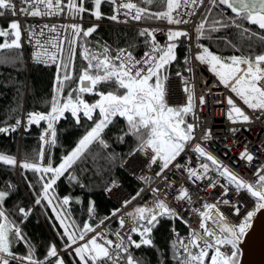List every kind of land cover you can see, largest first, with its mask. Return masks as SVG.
Returning a JSON list of instances; mask_svg holds the SVG:
<instances>
[{
	"label": "snow or ice",
	"instance_id": "obj_1",
	"mask_svg": "<svg viewBox=\"0 0 264 264\" xmlns=\"http://www.w3.org/2000/svg\"><path fill=\"white\" fill-rule=\"evenodd\" d=\"M24 7L17 9L15 0H0V16H3V10L9 9L13 16L17 13L25 16L54 15L64 11L61 6L63 0H20ZM105 0H92L93 9L84 8V0H68L67 7L76 13L91 11L97 19H103L104 14L101 11L102 3ZM115 6L114 14L107 17L117 21L119 14L123 11L125 16H131L132 20L140 21L142 19H162L167 20L169 24L188 23L187 20L179 18L181 15H191V13H182V8L199 6L204 4V0H145L149 5L161 3L163 11L152 13L148 8L139 7L132 0L118 3L117 0H110ZM43 6L44 10H41ZM223 6L233 14L227 20L220 21L216 19L209 20V15L214 7ZM209 15H205L197 27V32L203 34L206 25L212 32L219 31L221 28L235 27L240 29V35H255L249 28H244L243 24L256 26L261 30L260 39L264 40V0H210V6L207 8ZM175 13V15H174ZM217 25L219 27H217ZM47 28L48 26L45 25ZM97 26L87 28L86 30L79 25H71L73 40L68 41L67 50L63 47V41L57 43L55 39L41 43L36 40L37 51L32 59L36 63L48 64L55 63L58 69L56 76V87L50 103V110L44 112H29L27 114V125L40 124L42 121L47 123L45 133L41 135L42 142L40 150L34 158H25L18 161L15 156L0 152V166L9 168L19 167L22 172L31 171L39 174L41 183V193L35 199V204L40 205L42 201H47L51 206L55 218L59 221L63 234L64 251L78 258L79 264H141V261L134 257L130 249L141 248L142 245L151 246L153 241L143 238L150 234L160 218H177L178 213L167 206L166 201L157 199L152 206H137L132 212L126 215L133 220L134 226L130 229L127 240L115 233L116 242L108 239L104 234L95 232V229L89 223H84L80 228L74 221H70L65 206L69 205L70 197H63L58 204L54 203L55 197L49 195L54 191L53 186L57 180L69 173L71 180H76L70 170L77 161L81 160L86 154V150L93 143H98L104 148L109 145L102 138V133L114 123L116 118L125 120L126 128L119 137L121 142L125 137H132L136 141V147L131 155L143 153L148 156L149 164H159L160 171L156 173L161 175L164 170L185 151L186 145L195 138L196 125L187 123L185 117L193 113L194 92L192 87L185 84L184 91L188 93L187 103L183 106H170L167 102V76L163 74L168 65L176 60L175 50L181 37H186L187 33L181 30L169 29L167 33L168 43L160 46L155 40L154 30H142L140 36L151 37L152 47L149 52L144 54V58L137 60L130 51L125 49L118 50L115 56L110 54V49L104 45L102 50L91 52L84 49L83 59L87 64L80 70L76 77L77 87L71 89L67 95H64L66 82L74 78L75 50L73 44L76 38L88 37L96 31ZM50 31L55 32L56 27L52 26ZM22 29L18 20H11L7 29H0V65L10 64L17 58L15 53L22 48L21 38ZM40 35H43L41 30ZM201 64L208 65V71L214 74L219 83L229 88L230 92L238 97L248 109L254 112L264 113V52L254 56H231L224 59L214 54L210 49L203 48V51L196 56ZM241 65H246L242 68ZM180 75V73H177ZM102 86H110V90L102 91ZM84 94H94L98 96L93 103L84 99ZM200 104L205 103L203 96L199 97ZM229 108L226 112L227 118L233 123L250 122L251 118L246 112L236 104L231 96L227 97ZM66 112L79 123L81 114L88 120H94V114L98 112L99 119L94 120V126L86 132L79 140L77 146L66 156H64L58 166H53L51 161L46 165L42 163L46 150L45 144H56V123L61 120ZM259 118V117H258ZM22 121L16 119L14 124L9 126H0V134L15 132ZM233 132L236 129H232ZM204 140L210 139V131L205 132ZM194 151L200 157H204L214 165V171L220 177L227 180V185L222 186L225 195L228 194L229 187H234L239 194L246 192L254 198L255 211L264 209V167L256 169L254 173L255 183L244 181L229 169L216 160L210 153H207L199 144ZM240 159L252 163L255 157L248 153L247 149L240 153ZM179 168L180 165L176 164ZM200 168L203 172L195 169H187L189 179L206 178L209 169L208 163H202ZM219 181H212L210 186L215 188ZM13 186L7 185L9 190H0V264H66L64 258L60 255L55 244H51L45 254L44 260L35 257L34 250L29 246V252L25 256H17L12 249L13 240L24 241L22 228L7 213L3 207L6 198L11 195L10 189ZM29 187H32L29 183ZM113 187H118L115 181L111 187L105 189L111 192ZM158 191V189L154 190ZM140 196L137 192L135 196L123 201L126 207L133 200ZM176 199L187 200L191 202L190 195L186 189H181ZM219 203V202H217ZM217 203H204L202 209H192L199 216L198 229H190V239L187 243L181 239L178 242L179 249L176 252L178 264H237V246L240 237L245 233L246 228L250 226V220L255 215V211L247 212L246 216L238 225H232L220 211ZM228 205L229 200L222 201ZM95 210V202H90L89 213ZM31 209L20 207L18 212L23 218H27ZM234 214L240 215L239 206L233 205ZM119 209L114 211V215ZM103 223V221H101ZM185 223H187L185 221ZM119 224L123 228L125 220L119 219ZM95 232L90 239H86L89 233ZM132 234H138L142 239L137 242L133 240ZM82 242V243H81ZM231 247L233 251L229 255L222 251L225 247ZM195 250V251H194ZM54 258V259H53Z\"/></svg>",
	"mask_w": 264,
	"mask_h": 264
},
{
	"label": "trees",
	"instance_id": "obj_2",
	"mask_svg": "<svg viewBox=\"0 0 264 264\" xmlns=\"http://www.w3.org/2000/svg\"><path fill=\"white\" fill-rule=\"evenodd\" d=\"M85 9H93L92 0H84ZM141 6L148 8L150 12L155 13L163 11L161 3L149 5L144 1ZM101 11L104 14L100 21L109 20L112 15V5L109 0L102 3ZM85 19H95L91 11H85L82 14ZM206 15H209L208 12ZM233 16L230 10L223 6L214 7L209 15V20L216 19L220 21L227 20ZM151 21H163L162 19H148ZM11 20L0 17V29H7ZM96 25V31L88 37L80 36L76 38V49L74 56L75 72L74 78L66 82L64 95L77 87L76 77L80 70L87 64L83 59L84 49L91 52L102 50L104 45L110 49V54L127 47L135 52H142L149 47V37L140 36L143 29L122 25H113L106 23L85 24L83 29ZM217 27H219L217 25ZM244 28H249L255 35H240V29L235 27L221 28L219 31L212 32L209 25H206L204 33H198V40L207 44L213 52L220 56L256 55L264 52V40L260 39L261 30L247 22L243 24ZM0 42H3L0 38ZM175 50L176 60L173 61L163 71L167 76L170 73H182L190 76V55L188 47L183 42L177 43ZM17 57L10 64L0 65V126H9L15 123L16 119L22 121L15 132L0 134V152L10 154L16 157L18 161L27 158H34L40 150V137L43 130L47 127L46 122L40 124L27 125V114L29 112H48L50 103L56 87L57 66H46L43 64H28L23 47L16 51ZM102 91L110 90V86H102ZM84 99L93 103L98 96L94 94H84ZM99 119L98 112L94 114V120ZM94 120H88L82 114L79 123L66 112L65 116L59 120L55 127L57 131L56 144H46L44 148L46 154L43 164L51 161L52 165L58 166L62 158L78 144L79 140L94 126ZM126 124L123 118H116L102 133V138L109 145L104 148L98 143H93L83 158L70 170V174L77 179L71 180L69 173L57 180L53 186L54 191L49 195L55 197L54 203L62 201L63 197H70L69 205L65 206L70 221H74L80 228L84 223H89L94 228L101 221L109 219L118 209L117 202L106 195L105 188L112 180L122 181L127 184L132 191H145L131 174L122 168V163L131 154L136 147V141L132 137H125L121 142L120 136L125 130ZM39 174L31 171L22 172L19 167L9 168L0 166V190H9L7 185L11 184V195L6 198L3 205L10 218L20 225L23 235L27 239L24 241L13 240L12 249L17 256H25L29 252V246L34 250L35 257L44 260L45 254L51 244H55L66 264H79L78 258L67 254L64 251L62 240L63 229L59 221L56 220L51 206L47 201H42L40 205L35 204V199L41 193V183ZM31 183L32 187H29ZM95 202V210L89 213L90 202ZM57 203V204H58ZM141 203L138 204L140 206ZM24 207L31 209L30 215L23 218L18 209ZM134 209L131 210V212ZM71 213V214H70ZM73 218V219H72ZM174 230H178L180 235L188 232L186 224L177 218L163 217L159 223L153 227L150 234L146 235L153 241L151 246L142 245L141 248H131V254L141 261V264H178L176 258ZM133 240L139 242L142 237L138 234H132ZM145 238V237H143ZM54 259V258H53ZM19 264V262H13Z\"/></svg>",
	"mask_w": 264,
	"mask_h": 264
},
{
	"label": "built area",
	"instance_id": "obj_3",
	"mask_svg": "<svg viewBox=\"0 0 264 264\" xmlns=\"http://www.w3.org/2000/svg\"><path fill=\"white\" fill-rule=\"evenodd\" d=\"M141 1L142 0H132V2L136 3L139 7ZM117 2H127V0H117ZM67 4L68 0H63L61 6L64 8V11L54 15L25 16L17 13L16 16H13L11 10H3L4 14L0 17L11 20L15 19L20 22L23 33L21 43L25 51L26 60L30 64L36 63L32 57L37 51V39H39L41 43L53 39H55L57 43L63 41V47L65 49L66 41L71 31V25L92 22L78 18L75 12L67 7ZM15 5L17 9L24 7L20 0H15ZM209 5L210 0H204L203 5L182 8L180 10L182 13L194 12V14L181 15L179 17L187 20L188 23L169 24L167 20L162 22H149L146 18L135 21L131 19L130 15L125 16L123 11L119 14L117 21L110 19L103 22L106 24L154 30L155 40L160 46H165L169 42L167 39L169 29L186 32L187 36L181 37L176 43L184 42L188 45L191 55L192 76L187 78L182 74L177 75V73L169 75L166 84V99L170 106L176 107L185 105L187 103L188 93L183 89L187 83L192 87L194 92L195 105L193 113L185 117L187 123L196 125L195 138L186 145L185 151L177 157L173 164L169 166V169L164 170L161 175L157 176L156 173L160 171L159 164H149L148 156L143 153H137L136 155L130 154L122 164V167L128 173L132 174L138 184L145 188L144 193L125 207L123 201L135 196L132 189L124 182L117 180L110 181L106 186V188L111 187L113 181L118 185V187H113L111 192L105 191V193L117 202L119 212L110 217L107 221L98 224L95 228V232L104 234L108 239H112L114 242H116L115 233L117 232L127 240V236L130 229L134 226V222L126 213H129L131 208L138 202H142L143 205L152 206L157 199L166 201L167 206L174 209L179 217H182V220L187 222L186 224L189 228L187 234L178 239V233H174L178 241L183 239L185 243L190 239V229H198L199 227L200 218L192 209H202L204 203L219 202L217 206L232 225H238L246 216L247 212L255 211L254 198L250 197L246 192L238 194L234 187L230 186L228 194L225 195L222 186L227 185V180L220 177L216 171L212 170L215 166L212 165L210 161H207L204 157H200L199 154L194 151L195 146L199 144L207 153L215 157L220 164L227 167L229 171L237 175L240 179L251 183H255L254 173L256 169L264 167V113L259 111L254 112L248 109L238 97L230 92V86L229 88L224 87L219 83L217 77L208 71L206 67L207 64H201L196 60V56L203 51V48H208L202 42H198V32L196 29L201 23ZM114 7L113 5V14ZM41 10H44L43 6H41ZM45 25L48 27L46 28ZM52 26L56 27L55 32L50 31ZM41 30H43L42 36L40 35ZM151 47L152 43L148 49L141 53H136L129 48L122 49L130 51L135 59L141 60L144 58V54L151 50ZM43 65L51 66L56 64L49 62ZM261 67H264V64H262ZM201 96L205 99L204 104H200L199 102V97ZM229 96H231L236 104L250 116V122L233 123L227 118L226 112L229 108L227 97ZM232 129H236V131L233 132ZM208 131H210V139L204 140V133ZM245 148L248 153L255 157L252 163H249L246 159H240V153L243 152ZM202 163L209 164L210 170L207 172L206 178L198 180L189 179L187 169H195L198 172H203V169L200 168ZM176 164H179L180 167H175ZM217 180L219 181L217 186L215 188L211 187L210 183ZM182 188L188 191L191 202L176 199ZM156 189H158V191H154ZM148 193L151 195L146 197ZM225 199L230 201L228 205L222 203ZM233 205L239 206V216L234 214ZM121 217L125 220L123 228L119 224V219ZM95 232L87 236L86 239L94 235ZM178 250L183 254L182 249L176 246L175 251L177 252ZM222 251H226L230 255L233 249L226 246Z\"/></svg>",
	"mask_w": 264,
	"mask_h": 264
},
{
	"label": "water",
	"instance_id": "obj_4",
	"mask_svg": "<svg viewBox=\"0 0 264 264\" xmlns=\"http://www.w3.org/2000/svg\"><path fill=\"white\" fill-rule=\"evenodd\" d=\"M237 264H264V209L257 211L240 237Z\"/></svg>",
	"mask_w": 264,
	"mask_h": 264
},
{
	"label": "rangeland",
	"instance_id": "obj_5",
	"mask_svg": "<svg viewBox=\"0 0 264 264\" xmlns=\"http://www.w3.org/2000/svg\"><path fill=\"white\" fill-rule=\"evenodd\" d=\"M75 14H77V15H81L82 13H79V14H78V13L75 12ZM78 18H80V17H78ZM79 26H80V25H79ZM82 27H83V26H81V28H82ZM71 40H73L72 29H71V31H70V34L68 35V40H67V43H66V48H65V50H67V48H68V41H71ZM75 42H76V40H75ZM73 48H74V50L76 49V44H73ZM45 129H46V128H45ZM45 129L43 130V133H42V134L45 133ZM45 145H46V144H45ZM76 146H77V145H76ZM76 146H75V147H76ZM75 147H74V148H75ZM74 148H73V149H74ZM73 149H72V150H73ZM72 150H71V151H72ZM71 151H70V152H71ZM70 152H69V153H70ZM69 153H68V154H69ZM146 238H148V237H146Z\"/></svg>",
	"mask_w": 264,
	"mask_h": 264
},
{
	"label": "bare ground",
	"instance_id": "obj_6",
	"mask_svg": "<svg viewBox=\"0 0 264 264\" xmlns=\"http://www.w3.org/2000/svg\"><path fill=\"white\" fill-rule=\"evenodd\" d=\"M28 62V61H27ZM29 65H31L29 62H28ZM242 68H246V65H241ZM58 203V202H57ZM71 214V213H70ZM73 219V218H72ZM178 240L175 238V246H178Z\"/></svg>",
	"mask_w": 264,
	"mask_h": 264
},
{
	"label": "crops",
	"instance_id": "obj_7",
	"mask_svg": "<svg viewBox=\"0 0 264 264\" xmlns=\"http://www.w3.org/2000/svg\"><path fill=\"white\" fill-rule=\"evenodd\" d=\"M147 236H145V238H146Z\"/></svg>",
	"mask_w": 264,
	"mask_h": 264
}]
</instances>
